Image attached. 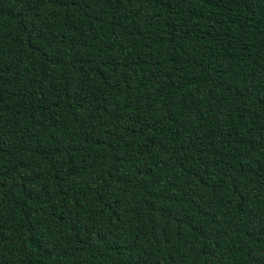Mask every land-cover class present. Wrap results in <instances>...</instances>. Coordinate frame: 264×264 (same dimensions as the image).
<instances>
[{"label":"trees","instance_id":"16d2710c","mask_svg":"<svg viewBox=\"0 0 264 264\" xmlns=\"http://www.w3.org/2000/svg\"><path fill=\"white\" fill-rule=\"evenodd\" d=\"M0 264H264V0H0Z\"/></svg>","mask_w":264,"mask_h":264}]
</instances>
